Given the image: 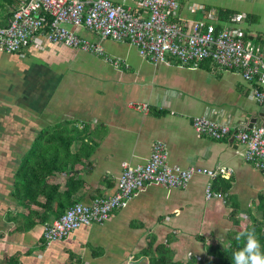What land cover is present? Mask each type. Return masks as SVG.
Returning a JSON list of instances; mask_svg holds the SVG:
<instances>
[{
    "label": "crops",
    "instance_id": "obj_1",
    "mask_svg": "<svg viewBox=\"0 0 264 264\" xmlns=\"http://www.w3.org/2000/svg\"><path fill=\"white\" fill-rule=\"evenodd\" d=\"M111 1L132 8L143 18L148 16L138 0ZM177 2L179 17L183 22H205L206 18L199 15L198 10L209 11L215 5L210 0ZM218 5L219 8H212L218 12L217 26L238 28L246 38L264 45L260 34L248 35L240 26L242 22L254 19L252 15L229 9L225 1ZM16 6L17 0H0V24L8 22ZM69 27L80 37L101 44L106 55L107 50L110 53L108 56L113 55L112 58L120 59L129 66L115 69L120 85L107 98L104 89L90 91L75 86L74 90L71 84L65 86L62 65L65 59L74 61L75 52L79 50L73 47L51 44L41 38V42L30 44L24 53L0 49V264H90L82 260L104 254L91 241L96 226L83 228L70 238L48 245L43 237L45 223L41 220L53 222L77 204L91 206L98 199L114 196L122 164L147 162L158 140L166 143L169 164L182 169L224 165L233 168V173L228 178L218 177L213 182L214 190L225 195L226 203L204 198L203 202L206 203L201 201L197 210L193 208L197 200L184 190L187 187H166V194L162 197L156 196V191L146 189L126 208L115 211L107 222L115 217L133 228L136 231L132 238L136 240L135 249L142 253L152 238H156L157 243L169 238L171 245L176 246L179 245L178 238H189L196 233L203 242L205 235L202 234L210 235L214 228H221L226 216L232 224L240 211H247L248 219L249 214L255 216V212L252 213L248 207L252 202H248L244 208L242 202L236 200L239 190H232L235 168L242 171L239 159H244L245 147L241 148L242 144L235 138L216 141L197 134L193 128V119L203 116L239 129L263 124L264 107L253 99L244 80L240 77L243 84L227 81L222 86V75L213 78L211 62L203 61L185 69L173 64H153L138 55L137 48L129 43L120 42L123 49L113 50L110 42L118 41L105 40L83 28ZM71 55L74 56L69 59ZM197 67H200V71H206L208 77L201 79L196 73ZM192 91L198 93L194 98ZM130 97L145 101L141 103L149 104L150 112L138 116L140 111L132 109V103L126 104L125 99ZM202 103L208 104L204 111L189 116ZM67 124L72 137L82 132L83 139L74 142L73 153L84 143L86 151L83 154L89 153V157L83 158L73 171L68 168L45 177L47 185L58 186L53 192L55 201H47L45 195L39 196L36 201L18 200L21 167L29 156V161H35L39 152L34 149L38 139L43 132ZM253 169L262 177L254 189L257 205L264 198V170ZM68 176L80 180L82 186L71 201H61L67 194ZM191 182H198L204 187L207 178L196 175ZM227 183L229 188L224 191ZM256 205L254 208L257 212ZM175 218V223H172ZM240 221L241 224L245 223ZM126 254L129 256L126 263L134 259L131 250ZM143 258L147 260V257Z\"/></svg>",
    "mask_w": 264,
    "mask_h": 264
},
{
    "label": "built area",
    "instance_id": "obj_2",
    "mask_svg": "<svg viewBox=\"0 0 264 264\" xmlns=\"http://www.w3.org/2000/svg\"><path fill=\"white\" fill-rule=\"evenodd\" d=\"M138 1L141 9L148 12L146 18L111 0H17L8 22L0 24V49L24 53L30 44L45 38L52 44L104 56L115 68L129 66L106 55L101 44L80 37L71 25L97 33L105 40L129 43L137 48L138 55L153 64L175 63L182 68L209 60L217 68L236 71L249 86L253 99L264 107L263 44L246 38L238 28L217 26L218 12L213 9L198 10L205 22H183L177 0ZM130 107L145 114L150 112L147 103H132ZM193 128L197 134L216 141L234 137L245 147V161L264 170V123L241 130L203 116L193 119ZM167 153L166 143L158 140L147 162H124L115 195L98 199L91 206L77 204L53 222L45 223V243L63 241L83 228L104 224L148 186L184 189L196 175L207 178L205 200L226 203L225 195L214 190L213 182L218 177L231 176L233 168L218 165L182 169L167 162Z\"/></svg>",
    "mask_w": 264,
    "mask_h": 264
},
{
    "label": "rangeland",
    "instance_id": "obj_3",
    "mask_svg": "<svg viewBox=\"0 0 264 264\" xmlns=\"http://www.w3.org/2000/svg\"><path fill=\"white\" fill-rule=\"evenodd\" d=\"M222 1H225L226 3L229 4V9H232L239 13L249 14L250 16L252 15L254 19L252 20L248 19L247 21L242 22L240 26L248 35L260 34L262 36L261 41L264 42V0H210V2L215 4L213 7L216 8H219L218 4ZM213 7H211L210 9H212ZM220 7H225V6H220ZM122 45L123 44H120V42L119 43L114 41L110 42V47H112L113 50L119 51L123 49L124 46ZM71 51L73 50L71 49ZM106 52L108 55H110V53L107 50ZM75 53L76 54L74 61L65 59L64 64L62 65L64 69L63 80L65 86L71 84L74 90H75V86L77 88H84L90 91L96 89L97 90L104 89L107 92L106 95L107 98L111 97L113 90L119 88L120 85L119 81L116 79L117 78L115 71L116 68L113 65L109 64L108 62H106L104 60V57H99L91 53L80 52V51ZM73 56L74 55H71L68 58L71 59ZM112 56L113 55H111V57ZM170 64L176 66L175 63H170ZM60 66L61 65H58V67ZM185 68L187 67H182L180 69H185ZM197 70L198 71L196 73L201 79L207 76L206 71H200V67L199 68L197 67ZM210 70L212 72V75H214L213 76L214 79H216V77L219 78L220 77L219 75H222L221 78L222 86H225L227 81H231V83L232 81H235V83L243 84L240 75L236 71L217 68L214 64L210 66ZM180 71L182 73L184 72V70H180ZM232 76H234V78ZM192 94H193L192 98H194L198 93L192 91ZM71 97L74 98L73 96ZM88 98L92 99V97L90 98L89 96ZM125 101L126 104L145 102V101H138V99H134L133 97L128 98V100L125 99ZM202 104L203 105L196 108V110L190 113L189 116H194L196 114L202 113L206 108V106H208L207 103H202ZM142 114L143 112L137 113L138 116ZM241 148H244L243 145L241 146ZM239 162L242 166L241 167L242 171H237V168H235L236 170V173L234 174L235 182L232 184V190L234 191L239 190V193L236 195L237 196L236 200L241 201L244 208L248 202H252L248 204L249 205L248 207H250L251 212L252 213L255 212L254 213L255 216L259 218L260 215L258 214V212L255 211L254 208L257 202L254 200V196H256L255 195L256 192L254 191V189L255 186L258 185L259 178L262 177L260 176L259 172L253 169L252 165L246 162L244 159L240 158ZM205 185L206 184H204L203 187V184L200 185V183L198 182H191L187 185V188L184 189L185 191H189L188 195L191 196L192 194L197 200L195 201L196 202L195 204L197 205L193 207L194 209L198 210V206H199L198 204H200L201 201L202 203H206L203 202L205 201L203 194ZM148 190L149 191L154 190L156 191L155 192L156 196L162 197L166 194L167 188L162 185L148 186L147 191ZM140 195H142V193ZM236 217L237 218L235 219L240 218L239 220H242L245 223L240 224L236 227L232 224L230 219H228V216H226L223 224H221L222 226L221 228H214L210 235L209 234L207 235V233L202 234L205 235V237L203 238L204 239L203 242H201V240L197 238V233L189 238H184V237L180 239L178 238L177 244L179 245L176 246H173V244L171 245L175 254V257L173 259L174 260L181 259V261H183V260H189L192 257H197V261H199V264H202L200 260L205 259L204 244L207 243L213 246H222V244L225 242L228 236L232 234L234 230L239 231L243 229L244 225L249 222V219L247 217V211L245 210L240 211ZM241 217H244L246 219L243 220ZM176 219L177 218H175L172 221V223H175ZM181 231L184 230L182 229ZM135 233L136 231L133 228H131L128 224H126L124 220L119 221L115 217H113L112 221L94 227L93 239L91 240L92 244L95 245V248L101 249L105 253L100 256L85 258L82 261L90 262V264H125L126 263L125 260L129 257L126 254V251L130 252L131 250L134 259H130V261L128 260L126 264L129 263L147 264L146 258L144 260L142 253L139 252L137 249H135L136 240L134 239L132 240L133 234ZM163 240L165 239L163 238ZM81 256L83 257L84 254ZM82 257L80 259H82Z\"/></svg>",
    "mask_w": 264,
    "mask_h": 264
},
{
    "label": "trees",
    "instance_id": "obj_4",
    "mask_svg": "<svg viewBox=\"0 0 264 264\" xmlns=\"http://www.w3.org/2000/svg\"><path fill=\"white\" fill-rule=\"evenodd\" d=\"M210 62L209 60H206ZM51 132V134H47ZM82 132L76 133L72 137L69 133L68 124L57 126L53 131L47 130L38 139L35 148L39 150L34 162L29 161V156L21 167V183L17 189V198L20 201H36L39 196L45 195L47 201H55L53 192L58 189V186L47 185L45 177L54 171H73L75 166L81 163L83 158H88V154H83L86 151L84 143L77 152L72 151L73 144L76 140H82ZM24 170V171H23ZM23 172V173H22ZM73 173V172H72ZM66 191L64 196L66 200L71 201L73 197L80 191L82 183L74 176H68ZM214 187V185H213ZM228 183L223 187V190H228ZM256 209L259 218L249 214V223L245 224L243 229L234 230L231 235L225 240L222 246H213L204 244L205 259L202 264H235L234 253L242 250L247 244V236H240V233L254 232L259 244L260 251L264 253V198L262 197ZM60 217V216H59ZM42 223H47L46 220H41ZM241 224L240 220H233V225ZM240 236L239 239L237 237ZM171 239L162 243H157L156 238H152L146 248L142 251V255L147 257V264H199L197 258H191L187 261L174 260L175 257L173 248L171 247Z\"/></svg>",
    "mask_w": 264,
    "mask_h": 264
},
{
    "label": "clouds",
    "instance_id": "obj_5",
    "mask_svg": "<svg viewBox=\"0 0 264 264\" xmlns=\"http://www.w3.org/2000/svg\"><path fill=\"white\" fill-rule=\"evenodd\" d=\"M243 235L247 236V244L242 250L234 253L235 264H264V253L260 251V244L255 233H240V236Z\"/></svg>",
    "mask_w": 264,
    "mask_h": 264
},
{
    "label": "water",
    "instance_id": "obj_6",
    "mask_svg": "<svg viewBox=\"0 0 264 264\" xmlns=\"http://www.w3.org/2000/svg\"><path fill=\"white\" fill-rule=\"evenodd\" d=\"M255 123V122H254ZM259 124V121L257 122ZM253 125H248L247 128H251ZM241 130H245V129H241ZM234 138V137H232ZM130 264V263H129Z\"/></svg>",
    "mask_w": 264,
    "mask_h": 264
}]
</instances>
